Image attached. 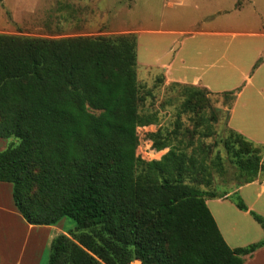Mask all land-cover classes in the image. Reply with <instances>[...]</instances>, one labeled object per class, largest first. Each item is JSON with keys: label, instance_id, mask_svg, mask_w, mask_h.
Listing matches in <instances>:
<instances>
[{"label": "trees", "instance_id": "1", "mask_svg": "<svg viewBox=\"0 0 264 264\" xmlns=\"http://www.w3.org/2000/svg\"><path fill=\"white\" fill-rule=\"evenodd\" d=\"M136 58L134 34H0V139L17 140L0 151V183L12 186L27 224L74 221L52 239L47 264H244L264 236L239 248L223 239L206 205L229 193L210 189L225 172L219 154L209 158L201 143L187 152L192 142L173 144L157 132L152 147L168 151L159 160L136 156V129L156 123L139 112ZM183 87L186 109L212 95ZM213 95L230 97L227 107L235 98ZM216 144L235 168L236 188L264 177L262 146L231 128ZM226 198L248 210L238 194ZM249 213L264 233V217Z\"/></svg>", "mask_w": 264, "mask_h": 264}, {"label": "rangeland", "instance_id": "2", "mask_svg": "<svg viewBox=\"0 0 264 264\" xmlns=\"http://www.w3.org/2000/svg\"><path fill=\"white\" fill-rule=\"evenodd\" d=\"M243 1L237 0V4L240 5ZM235 2L236 0H0V34L47 39L134 34L137 39L136 72L141 96L139 112L156 118L155 124L136 129V156L143 161L159 160L168 151L165 148L157 152L152 147L149 136L157 132H160L161 137L169 136L173 144L182 142L185 146L192 142L193 145L186 149L187 152L199 147L198 144L201 143L202 147L210 149L209 158L218 153L225 166L223 175H213L210 189L217 193L225 190L230 192L237 189L235 168L221 144H216V140L226 136L229 130L226 107L230 97L212 94L207 99L192 101L191 104L195 106L186 109L183 106L186 94L183 85L165 84L160 80V74H153L150 78L148 66L150 28L161 25L186 28L212 11L232 8ZM245 2L246 4H242L244 13L239 16L255 9L262 17L254 18V25L258 26L261 22L264 24V0ZM235 16L238 15L230 17L218 14L196 27L202 29L211 24L215 27L213 29L223 30L230 26L235 31L236 26L230 25ZM228 19L229 25L225 23ZM161 42L164 43L163 40ZM174 131L176 133L173 134ZM10 143H17V140L10 138L5 145ZM233 222L236 232L243 236L241 241L237 240V244H234L237 245L236 248L246 247L263 238L260 225L251 216L244 219L243 223L240 219ZM62 225L65 231L75 228L74 221L69 218H64ZM257 231L261 232L262 237L256 240ZM224 235L227 237L225 232ZM45 254L47 264L48 251ZM130 264L140 262L133 261Z\"/></svg>", "mask_w": 264, "mask_h": 264}, {"label": "crops", "instance_id": "3", "mask_svg": "<svg viewBox=\"0 0 264 264\" xmlns=\"http://www.w3.org/2000/svg\"><path fill=\"white\" fill-rule=\"evenodd\" d=\"M245 1L251 0L240 5L236 0L232 8L212 11L186 28H150L148 67L150 78L160 74L165 84L193 86L212 94L234 92L233 103L226 107L228 127L264 148V24L254 25V18L262 17L255 9L239 16L244 13ZM218 14L238 15L230 24L236 26L235 31L230 26L213 29L211 24L197 29ZM6 140L0 139V151L7 147ZM11 191L10 184L0 183V264H45L52 239L68 232L62 225L64 219L52 226L27 224L13 205ZM234 193L247 211L237 209L226 198ZM226 197L208 199L206 205L227 245L236 248L234 244L243 236L236 232L233 221L243 223L251 216L249 211L264 216V177L230 191ZM260 236L257 231L256 240ZM244 264H264V247L246 257Z\"/></svg>", "mask_w": 264, "mask_h": 264}]
</instances>
